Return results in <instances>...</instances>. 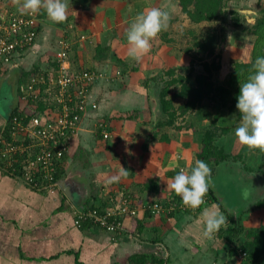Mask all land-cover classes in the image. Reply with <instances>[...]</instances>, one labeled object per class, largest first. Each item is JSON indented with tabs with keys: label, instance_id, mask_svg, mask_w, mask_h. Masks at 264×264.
Segmentation results:
<instances>
[{
	"label": "crops",
	"instance_id": "crops-1",
	"mask_svg": "<svg viewBox=\"0 0 264 264\" xmlns=\"http://www.w3.org/2000/svg\"><path fill=\"white\" fill-rule=\"evenodd\" d=\"M231 2V7H241L234 8L239 13L242 9L255 11L256 21L264 15V0ZM9 3L20 8L23 0ZM66 3H69L68 27L57 26L41 9L40 34L35 45L15 67L0 76V135L6 133L7 122L14 114L32 111L22 102L18 86L25 83L24 77L30 72L46 70L60 49L58 41L71 39L70 61L74 70H96L106 75L90 88L86 110L59 166L55 187L38 189L24 173L12 174L0 162L4 168L0 167V264H130L133 255L145 254L166 264H250L241 252L233 253L235 247H243L245 235L231 242L229 228L231 217L243 215L254 201L264 197L261 180L257 182L255 175L243 172L238 161L219 164L217 173L223 168L250 181V201L237 216L215 202L197 211L181 207L178 204L181 198L167 188V181L181 168L190 169L198 158L202 132L211 122L206 117L208 113L202 114L209 104L204 102L191 116L197 129L177 132L160 127L158 123L165 116L162 105L160 110L156 107L155 97L159 93L154 94L157 87L148 82L165 66L189 65V54L181 51L170 56L167 45L176 36L174 30L165 29L153 38L154 53L150 49L139 62L128 56L126 32L137 14L162 8L173 20L183 15L179 1L66 0ZM50 57L51 61H47ZM182 102L177 100L175 104ZM225 109L220 111L219 124L232 132L240 116ZM107 132L109 137L104 136ZM164 133L171 135L172 140L163 141ZM224 147L230 153L240 151L228 144ZM259 158L262 156L255 152L249 156L252 162ZM123 167L127 175L109 183ZM149 180L154 183L146 187ZM62 181L66 188L61 186ZM126 197L136 201L137 215L128 214L124 218L127 230L122 235L100 229L90 221L77 224L79 211L113 208L125 202ZM154 202H160L163 208L160 211L149 208ZM205 209L219 210L226 218L219 231L208 237L204 235ZM244 224L249 230L259 231L264 226V206L247 216ZM148 264H152L151 260ZM256 264H264V256Z\"/></svg>",
	"mask_w": 264,
	"mask_h": 264
},
{
	"label": "built area",
	"instance_id": "built-area-1",
	"mask_svg": "<svg viewBox=\"0 0 264 264\" xmlns=\"http://www.w3.org/2000/svg\"><path fill=\"white\" fill-rule=\"evenodd\" d=\"M20 8L11 7L9 0H0V76L17 65L40 34V12L21 14ZM59 44L53 60L59 63V69L49 77L47 73L37 72L21 85V100L32 111L14 114L7 122L6 133L0 135V162L12 174H18L14 163H20L24 177L38 189H51L58 184L57 172L79 129L90 88L101 76L96 70H74L69 58L70 41L60 40ZM45 81L55 88L56 96L51 100L55 106L35 112L40 98L37 85ZM104 136L109 137L108 132ZM34 172H38L36 176ZM149 208L160 211L163 205L154 202ZM128 214L137 215V206L134 199L126 197L125 202L113 208L79 211L77 224L90 221L100 229L122 235L127 230L124 218Z\"/></svg>",
	"mask_w": 264,
	"mask_h": 264
},
{
	"label": "trees",
	"instance_id": "trees-1",
	"mask_svg": "<svg viewBox=\"0 0 264 264\" xmlns=\"http://www.w3.org/2000/svg\"><path fill=\"white\" fill-rule=\"evenodd\" d=\"M178 1L182 11L193 23L211 22L214 23V26L209 29V32L205 33L203 37L195 36L194 31L191 30L190 34H193V40L188 47L183 48L184 50L182 49L191 56L190 70L188 73H184L178 67H174L166 69L152 78L155 85L160 89V102L165 116L164 119L158 123V126L170 127L177 132L185 129H197L190 116H192V114L206 101L215 105L219 102L221 108H226L232 113L237 112L240 116V112L236 107L238 102L237 97L240 91V82L247 81L248 77L253 74L254 69L252 65L256 57L264 56V33H261L264 31L263 15L254 24L253 34L257 35L258 41L253 49L252 60L248 62L235 61L226 84H218L215 80V73L222 68V50L226 44V37L221 33L219 34L220 31L218 27H215V23L221 20L220 25L221 27L224 26L223 22L229 7L228 5L232 0ZM229 13L232 16L233 24L240 26L244 19L243 16L234 9H230ZM52 63L54 64L53 70H58L59 63L57 61H53ZM198 64L200 65L199 70H197L196 66ZM36 73L35 71L30 72L28 77H24V81L27 82L30 77ZM37 87L40 89V98L35 105V112L44 111L46 108H49L52 103V106H55L54 102L49 103V98L47 96V81H45V83L40 82ZM18 89L20 90L21 86H18ZM177 100H182L183 102L176 105L175 101ZM14 113H17V110L14 111ZM219 115V112H217L208 128L203 130L202 147L197 153L198 159L204 160L210 166L212 170L211 176L217 173L219 164L222 162H226V160L227 162L229 160H240V158L237 159V157L232 156L224 146L217 144L221 136L230 132L229 127L219 124ZM161 139L169 142L172 140V137L168 133H164ZM254 150L263 157L264 151L259 149ZM0 167L3 168L1 163ZM14 167L16 168V173L21 172L20 163H14ZM244 170L255 175L254 178L257 182L261 180L264 183V162L260 164L257 170L250 166H245ZM56 178H58V176H56ZM153 183L154 180H149L145 186H151ZM204 199L205 202L199 208L195 209L196 211L201 210L203 206L210 202H215L221 206L210 187ZM178 201V204H182V200ZM263 206L264 197L254 201L253 205L248 207L243 215L236 218L231 217L232 225L229 228L231 234L229 240L233 242L237 241L242 235L246 237V242L243 247H235L233 253L240 254L241 252L246 262L250 264H256L259 259L264 256V226L259 231L249 230L245 227L244 220L254 210L260 209ZM148 260H151L152 264H166L165 261L147 254L133 255L129 259V263L148 264Z\"/></svg>",
	"mask_w": 264,
	"mask_h": 264
},
{
	"label": "clouds",
	"instance_id": "clouds-1",
	"mask_svg": "<svg viewBox=\"0 0 264 264\" xmlns=\"http://www.w3.org/2000/svg\"><path fill=\"white\" fill-rule=\"evenodd\" d=\"M66 0H23L19 9L21 14H33L43 9L53 23H61L67 19ZM242 9L247 23H254L248 19ZM170 14L162 8H152L137 14L126 32L128 56L139 62L143 55L151 48V40L168 26ZM252 68L254 72L247 81L240 82L237 97V109L240 112V123L234 130L238 141L250 149L264 151V56H257ZM211 168L202 159H195L190 169L181 168L171 181H167V188L178 195L183 205L195 210L205 202V196L211 183ZM127 175L124 167L116 176L109 179V183L118 182L121 176ZM204 235L206 237L219 231L226 223L225 215L219 210L205 209L203 211Z\"/></svg>",
	"mask_w": 264,
	"mask_h": 264
},
{
	"label": "rangeland",
	"instance_id": "rangeland-1",
	"mask_svg": "<svg viewBox=\"0 0 264 264\" xmlns=\"http://www.w3.org/2000/svg\"><path fill=\"white\" fill-rule=\"evenodd\" d=\"M231 3L234 4V2H231ZM67 5H69V3ZM12 6L13 5H11V7ZM228 6L229 7H228V10L226 12V16H225V19L223 22L224 26L221 27V25H220L221 20H219L217 23H215V27L216 28L218 27V29L220 31L219 34L221 33L226 37V44H225L224 49L222 50V61L224 63H222V68L218 72L215 73V80L218 84H226L227 80L230 77V73L233 69V64L235 61L239 60V61L248 62V61L252 60L253 49H254L256 42L258 41L257 35L253 34L255 23H247V21L245 19H243L240 26L234 25L233 20H232V16L230 15L229 10L234 9V8H241V7L240 6L235 7L236 5L231 7L230 3ZM68 9L70 10V8H68ZM182 14L183 15H179L178 17H173V20L168 21V26L166 29L168 31L174 30L175 36H176V39H174L172 41L173 43L170 42L167 45V52L169 54H171L170 56L179 55V53L185 52V51H183L184 50L183 48L188 47L193 40V34H190L191 30L194 31L195 36L203 37V35L205 33L209 32V29L213 28V26H214V23H211V22L193 23L190 20V18L184 12ZM67 22L68 21L65 20L64 22L54 23V24H56L57 26L61 24V25H64V28H66V26L68 27V25H69V23H67ZM163 33H165V32H163ZM261 33H264V31ZM67 39L69 41L71 40L70 38H67ZM58 43H59V41H58ZM153 43L154 42L152 39L151 40V48H150L152 53H154L153 49H155V45ZM165 44H167V43H165ZM156 46H157V51L155 54L158 53L157 43H156ZM223 55H224V59H223ZM187 59L189 60V63H188L189 65L181 66L182 64H180L178 66H172V67L165 66L160 73H162L166 69H170V68H174V67H178L182 72L188 73L190 70L191 56L190 55L187 56ZM47 61H51V57L49 59H47ZM166 63H168V62L166 61ZM51 64H53V63H50V65L47 67L49 71H47V68H46L45 71L43 70L40 72H44L45 74L47 73L48 77L50 75H52L56 70L55 69L53 70L54 66H51ZM196 66H197V70H199L200 65L198 64ZM105 73L100 72L101 76L99 77V79L97 81H101L102 77H105L104 76V75H106ZM96 82L94 84H96ZM154 83L155 82L152 81V79L148 82V84H150V85H153ZM47 87H48V89H47L48 95L47 96L49 98V101L52 103L51 100L54 99V97L56 96L55 88H53V86L48 84V82H47ZM155 87H157V86H155ZM152 89H153V87H152ZM159 91H160V89H159V87H157L153 92H154V94H157V93H159ZM158 97H160V95ZM207 104H209V105H206L207 110L204 108V111H202V114L208 113L206 115V117L208 118V120L212 121L214 119L215 114H217L216 112H219V114H220L221 109H224V108H221L219 102H217V105L212 104L211 102H207ZM52 105H53V103H52ZM33 111H36V109H34ZM190 118H191V116H190ZM223 122L229 123L227 120H223ZM239 123H240V120H239ZM238 124L235 125V127L233 128L232 132H230V134H226L224 136H221V138H219L217 142L221 146H226V144H228L231 147H234V148L237 147L240 150L238 153L232 151L231 154H232V156L237 157V159L240 158V160H235V161L239 162L238 167L241 168L243 172H244L245 166H250V167H253L254 169L257 170V169H259L260 164L264 162V155H263L262 159L259 158L257 160H254V162H252L251 159H249V156L251 153H254V152L257 153V152L254 149H250L248 146L241 144L238 141V139L235 137L234 130ZM257 155L259 157H261L260 154L257 153Z\"/></svg>",
	"mask_w": 264,
	"mask_h": 264
},
{
	"label": "water",
	"instance_id": "water-1",
	"mask_svg": "<svg viewBox=\"0 0 264 264\" xmlns=\"http://www.w3.org/2000/svg\"><path fill=\"white\" fill-rule=\"evenodd\" d=\"M245 15L248 16V19L254 20V23H256L257 13L255 11L248 10ZM155 98L157 102L156 107L160 110L161 104L159 98ZM223 170L222 168L215 176H211L209 187L213 191L218 202L231 214L237 216L250 201V193L252 191L250 181L246 180L244 177L237 176V173L225 172ZM61 186L66 188L64 181L61 182Z\"/></svg>",
	"mask_w": 264,
	"mask_h": 264
}]
</instances>
